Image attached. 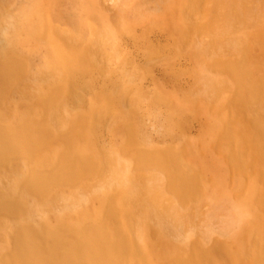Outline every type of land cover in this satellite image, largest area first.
Listing matches in <instances>:
<instances>
[{"label": "rangeland", "instance_id": "374dc122", "mask_svg": "<svg viewBox=\"0 0 264 264\" xmlns=\"http://www.w3.org/2000/svg\"><path fill=\"white\" fill-rule=\"evenodd\" d=\"M263 17L264 0H0V36L6 25L13 29L9 46L0 43V62L15 61L23 71L17 79L13 65H0V116L6 120L0 119L13 132L9 143L20 147V133L36 150L31 168L43 158L52 167L59 145L28 130L27 117L39 126L45 118L23 111L19 94H35L29 101L43 105L60 126L67 112L62 105L52 109L46 91L66 85L59 81L63 72L82 87L80 102L60 97L85 118L83 141L63 143L82 154L79 168L88 171L83 185L94 194L88 205L99 201L96 180L116 178L118 186L106 191L108 206L174 208L182 222L196 224L213 209L231 219L229 240L214 234L201 243L225 238L236 251L233 264H253L238 245L264 246V47L238 46L264 39ZM55 55L60 58L53 60ZM64 57H70L66 65ZM37 70L45 76L33 80ZM194 175L202 184L197 196L177 179ZM259 223L261 232L255 230Z\"/></svg>", "mask_w": 264, "mask_h": 264}, {"label": "bare ground", "instance_id": "6f19581e", "mask_svg": "<svg viewBox=\"0 0 264 264\" xmlns=\"http://www.w3.org/2000/svg\"><path fill=\"white\" fill-rule=\"evenodd\" d=\"M4 28H2L4 32L1 33L0 43L9 46L8 35H12L13 29L9 28V25ZM203 28L209 27L205 25ZM26 35L29 34L26 33ZM261 39L251 45L241 42L238 47H264L262 35ZM241 52L247 51L243 49ZM61 57H63L62 54ZM59 58L56 56L53 60ZM64 59L65 64L67 57ZM0 65H13L15 68L13 75L17 79L23 76V71L18 64H15V61L5 59L0 62ZM230 65L233 69L239 68L238 64L236 66L230 63ZM35 74L37 77L33 76V80L45 76L40 70H37ZM60 79L59 81L66 82V85L63 83L59 86L50 85L46 91V99L53 105L52 109L59 110L62 105L61 111L67 112L68 118L61 119L60 126H56L55 122L49 120L46 116L49 110L43 105L29 101V96L35 94L31 93L27 95V98L23 94L25 91L22 94L19 92L23 111L39 114L45 118V126H39L31 117H27L25 123L28 130L36 133L40 141L59 145L57 153L55 151L52 156L54 157L51 160L52 167L48 165V160L43 158L35 160L37 167L31 168L29 157L36 150L29 146L27 138L19 135L20 133H17V137L21 139L22 145L15 147L10 144L13 132L5 128L0 119V140H6L7 143L5 146L0 145V264H208L200 261L198 256L207 259L215 258L222 264H233L236 251L228 245L230 243L225 238L215 239L209 245L201 243L205 239L210 240L214 234L226 236V238L228 236L226 234L231 225L229 222L231 219L222 218L213 209L206 213V221L196 224L197 222L189 219L182 222V216H180L182 213L178 214L174 208L161 207L160 209L148 206V209L143 211L142 206L141 208L128 207V209L119 208L115 203L108 206L105 199L108 195L106 191L112 186H118L115 183L116 178L103 180L104 182L100 184L98 180L96 182L94 180L95 198L98 197L99 201L96 206L88 205L90 202L88 197L94 194L88 195L86 182L83 185V179L87 177L88 171L79 168L80 162H83L82 154L63 143L65 140L72 143L83 141L85 118L83 119L81 110L68 104L67 98L60 97V94H63L73 102H80L83 99L80 91L82 87L79 86L80 83L77 86L76 82L73 83V80L71 82L67 79V74L63 72ZM259 85L260 83L257 86ZM262 86L264 94V85ZM44 95V91L37 94L38 100L45 98L42 97ZM15 96H17L16 93L11 96V99L14 100ZM58 97L62 98L63 102ZM11 99L9 100L14 104ZM0 118L6 120L2 116ZM49 129L54 131L50 132ZM58 130L64 133V138L57 133ZM230 130L227 136L232 138L233 134ZM90 146L93 152L99 151L97 145L91 143ZM112 174L113 177L118 176L116 171H112ZM134 177L137 178V176ZM177 179L182 185L192 189V196L201 193L202 184L196 175L190 178L179 176ZM102 190L106 192L104 197L97 194ZM110 195L114 197V194ZM140 202L138 201V204ZM132 206L134 207L135 204ZM240 218L236 224L242 222L243 219ZM261 226L254 229L261 232L264 229ZM194 234L199 235V239L190 240V236ZM262 239L264 241V238ZM174 242L179 244L176 245ZM190 246L192 248L188 251ZM238 249L240 256L250 254L253 264H263V245L240 243ZM192 255L197 258L194 259Z\"/></svg>", "mask_w": 264, "mask_h": 264}]
</instances>
